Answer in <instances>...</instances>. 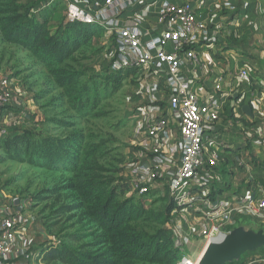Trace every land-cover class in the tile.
<instances>
[{"label": "built area", "instance_id": "2783aa9c", "mask_svg": "<svg viewBox=\"0 0 264 264\" xmlns=\"http://www.w3.org/2000/svg\"><path fill=\"white\" fill-rule=\"evenodd\" d=\"M54 1L40 2L35 11ZM63 1L66 21L101 27L113 40L109 72L129 68L145 75L148 96L135 112L133 145L139 158L130 181L140 195L157 185L167 188L173 204L171 230L180 254L175 264H199L204 246L221 239L240 216L264 226V185L259 181L264 178V165L254 163L250 149L264 143V132L255 133L235 115L227 117L225 103L215 98L225 92L229 76L236 81L227 91L228 97L237 96L234 111L250 104L254 112L260 88L249 82L250 69L243 66L215 76L209 100L195 89L199 41L214 39L195 3ZM149 12L158 19L157 24L150 23L154 27L146 26ZM18 78L12 71L0 70V140L38 130L43 121L33 91ZM243 114L247 122L253 121ZM237 126L245 134L233 143L226 134ZM227 150L233 154V188L223 184L221 161ZM240 186L245 190H238ZM34 205L31 194L11 193L0 185V264H49L46 255L59 240L52 239ZM199 241L202 246L193 250ZM239 264H264V251L245 256Z\"/></svg>", "mask_w": 264, "mask_h": 264}, {"label": "rangeland", "instance_id": "374dc122", "mask_svg": "<svg viewBox=\"0 0 264 264\" xmlns=\"http://www.w3.org/2000/svg\"><path fill=\"white\" fill-rule=\"evenodd\" d=\"M11 1L0 0V70L12 71L31 87L43 121L32 134L0 140L1 187L31 194L52 239L104 264H158L142 250L159 237L170 246L173 204L165 186L140 195L130 181L139 158L133 145L135 112L148 96L145 75L137 69L107 70L115 44L98 26L73 28L81 46L69 58L37 57L22 38L10 35L13 16L24 15L35 1L18 0L15 6ZM234 1L233 16L241 22L232 37L245 45L242 64L250 69L251 83L264 79V1ZM14 8L20 10L14 13ZM65 12L66 2L55 0L35 14L38 20L48 16L54 32L65 23ZM256 148L264 143L250 146L251 152ZM253 161L264 165V154ZM97 188L111 190L118 202L132 198V219L113 232L90 216Z\"/></svg>", "mask_w": 264, "mask_h": 264}, {"label": "trees", "instance_id": "16d2710c", "mask_svg": "<svg viewBox=\"0 0 264 264\" xmlns=\"http://www.w3.org/2000/svg\"><path fill=\"white\" fill-rule=\"evenodd\" d=\"M16 1L18 0H12L11 5L15 6ZM42 1L44 0H37L29 5L24 15L13 16L12 21L15 26L12 28L10 35H14L15 38H22L37 57L43 60L54 57L62 61L72 56L81 46L79 41L81 40L80 33L73 28H76L78 25H91L65 21V23L60 22L57 24L55 31L51 32L49 17L45 16L43 20H38L35 14L37 6ZM19 10V8L13 9L14 13ZM128 69H122L117 72ZM30 133L32 134V131L24 132V134ZM251 156L256 158L257 154L254 150L251 152ZM222 177L224 180L223 184L226 187H231L234 180L231 170L223 168ZM261 182L264 185V179ZM94 193L97 203L92 209L90 216L108 232L119 229L132 219L135 212L134 204H131L132 198H126L122 202H118L114 192L105 188H102V190L97 188ZM45 224L47 226L46 220ZM162 241V237H159L156 239V243L148 242L145 250H142V256L158 264H175L179 260L180 254L175 247L172 230L170 246L162 244ZM46 259L49 264H104V262L98 260L97 256L82 253L78 249L66 245L61 240H59L57 246H52L49 249Z\"/></svg>", "mask_w": 264, "mask_h": 264}, {"label": "crops", "instance_id": "0c3cea01", "mask_svg": "<svg viewBox=\"0 0 264 264\" xmlns=\"http://www.w3.org/2000/svg\"><path fill=\"white\" fill-rule=\"evenodd\" d=\"M174 1L183 2L185 0ZM191 1L195 3L199 14L207 19L211 32L214 33V39L199 41L197 52L200 57V65L197 67V70L193 75L195 89L209 100L211 98L215 76L221 73L228 75L232 71H236V69L246 66L242 64L244 61L243 53L245 51V45L242 41H238L232 37L233 32L239 31L237 20L241 22V19L233 16L234 5L237 3L234 0ZM144 20L148 27H154L153 25L158 22V19L150 12L145 15ZM151 22L153 25L150 24ZM235 82V79L228 76L224 84L225 92L221 95H216L215 98L220 100V102L225 103L224 106L227 117H234L235 115L239 117L244 124L250 125L248 128L253 129L255 133L264 132V124L262 123V120H264V79L260 78L258 81L252 82V85L257 88L259 87L260 91L257 92L259 107L254 110L255 117L252 118L253 121L250 122H247L244 119V112L242 109L237 108L234 111L233 108L236 104L237 96H235V98L228 97L227 91ZM225 124L226 121L223 122L224 127ZM224 127H222L223 132L225 130ZM242 131L243 127L237 126L232 132L227 133L226 135H228L229 141L235 143L245 134ZM237 152L239 153L240 150H237ZM255 153L257 154L256 157H262L264 154V148H256ZM230 155L233 156L231 150H227L223 153V157L225 158L221 161L223 168L231 169V166H233L234 161ZM263 179L264 178L262 177L261 180ZM261 180L259 179L260 182ZM235 183L236 182L233 180L232 188L234 185V187H236ZM260 226L262 225L254 223L253 229Z\"/></svg>", "mask_w": 264, "mask_h": 264}, {"label": "water", "instance_id": "95a60500", "mask_svg": "<svg viewBox=\"0 0 264 264\" xmlns=\"http://www.w3.org/2000/svg\"><path fill=\"white\" fill-rule=\"evenodd\" d=\"M242 110L254 118L253 108L244 104ZM252 221L244 216L218 240H212L200 255L199 264H239L244 257L264 251V226L253 229Z\"/></svg>", "mask_w": 264, "mask_h": 264}, {"label": "bare ground", "instance_id": "6f19581e", "mask_svg": "<svg viewBox=\"0 0 264 264\" xmlns=\"http://www.w3.org/2000/svg\"><path fill=\"white\" fill-rule=\"evenodd\" d=\"M205 246H206V245H205ZM205 246H204V248H205ZM205 249H206V248H205ZM205 249H204V250H205ZM202 252H203V251H202Z\"/></svg>", "mask_w": 264, "mask_h": 264}]
</instances>
